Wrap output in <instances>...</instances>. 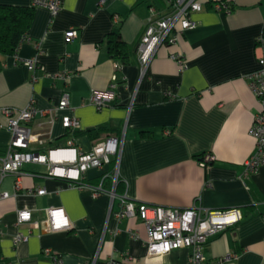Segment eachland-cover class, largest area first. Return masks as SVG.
Returning <instances> with one entry per match:
<instances>
[{
	"label": "crops",
	"instance_id": "1",
	"mask_svg": "<svg viewBox=\"0 0 264 264\" xmlns=\"http://www.w3.org/2000/svg\"><path fill=\"white\" fill-rule=\"evenodd\" d=\"M228 1L233 5L230 12L215 10L205 0L203 9L192 14L196 27L162 45L144 71L137 45L150 7L168 15L169 0H62L55 16L34 8L29 39L15 54L3 56L0 156L12 137L3 108H22L33 100L39 109H54L67 90L70 108L59 111L52 124L38 115L32 126L46 132L49 146H58L67 139L61 116L74 114L81 121L76 142L85 151L108 136L123 137L120 189L116 185L115 197L108 192L95 197L89 187L70 186L65 179L36 172L23 174L17 188L14 175L0 173V191L10 193L0 199V264H54L45 248L72 264L94 257L95 264H188L189 248L149 255L142 219L118 216L120 195L181 209L195 204L210 210L239 208L241 220L213 234L205 254L209 260L231 255L221 264H264V164L245 173L256 148L250 128L263 109L248 75L259 67L264 0ZM0 3L32 6V0ZM70 27L79 33L72 41L66 38ZM114 30L130 48L127 63L108 53L106 37ZM173 53L184 58L186 68L171 57ZM31 58L38 64L35 70L21 62ZM115 74V97L98 109L91 96L95 90L109 89ZM98 128L96 139L86 132ZM142 131L152 134L143 136ZM208 153L215 160L202 166L200 160ZM114 162L105 170L112 171ZM102 173L92 168L85 180L99 184ZM113 185L112 177L103 180L106 189ZM38 188L46 193L28 192ZM49 207L64 209L70 230L49 229ZM19 210H30L40 226L18 224ZM18 232L28 239L15 244Z\"/></svg>",
	"mask_w": 264,
	"mask_h": 264
},
{
	"label": "built area",
	"instance_id": "2",
	"mask_svg": "<svg viewBox=\"0 0 264 264\" xmlns=\"http://www.w3.org/2000/svg\"><path fill=\"white\" fill-rule=\"evenodd\" d=\"M205 0H169L172 12L168 15H159L154 7H150V16L147 19L143 35L137 45L139 63L142 70H146L157 53L158 49L167 43H174L178 34L194 28L197 21L192 14L201 11ZM209 1V0H208ZM212 8L218 11L230 12L231 6L228 0H211ZM32 6L47 9L52 16L59 13L62 8V0H32ZM116 23L118 16L114 17ZM78 29L70 27L66 30V38L72 41L78 37ZM29 39L28 33L22 36V42ZM257 42L261 45V53L258 55L259 67L248 75L249 83L255 95L263 104V109L256 114L250 128L251 135L256 140V148L253 155L245 163V173L256 171L264 164V37L260 36ZM20 47V46H19ZM173 59L186 68L184 58L176 53L171 55ZM31 70L38 66L35 58L22 60ZM37 77L33 75L35 81ZM117 75H113L109 89L95 90L91 96V102L102 109L110 103L114 97V87L117 83ZM70 108V94L65 90L54 109H39L32 100L22 108L5 107L3 112L7 118V127L11 132V140L5 151L0 156V173L2 177L11 174L16 177L17 188H20L19 178L29 172H36L49 177L65 179L70 186L89 187L96 197L108 192L115 197V187L118 182L119 160L122 153L123 137L111 135L97 141L90 150H83L76 142L75 133L81 128L79 117L74 114L64 113L61 122L66 130L67 139L64 144L49 146L46 132L35 129L32 122L38 116L48 118L52 124L58 112ZM42 126V125H41ZM44 127V126H43ZM168 132V130H167ZM215 160L212 154L204 155L200 163L207 166ZM114 162L112 171L105 170ZM30 165L41 167L31 171ZM92 168L103 170L102 180L99 184H91L85 180L86 173ZM113 178V189L108 190L103 186V180ZM29 193L43 195L45 188L30 189ZM10 196L7 191H0V199ZM122 203L119 217L139 216L146 226L147 239L145 245L149 255H161L173 249L189 248L188 264H221L230 260L231 255L216 260H209L205 254L209 238L225 228L236 224L242 218L239 208L226 210H210L198 204L190 208L181 209L162 205H148L128 200L120 195ZM47 211V224L50 230H70L71 223L61 207H49ZM17 223H29L32 227L40 226V221L34 220L30 210H19ZM27 235L18 232L13 241L15 244L26 241ZM44 254L50 257L54 264L66 263L59 255L45 248ZM96 257L87 263L95 264Z\"/></svg>",
	"mask_w": 264,
	"mask_h": 264
},
{
	"label": "trees",
	"instance_id": "3",
	"mask_svg": "<svg viewBox=\"0 0 264 264\" xmlns=\"http://www.w3.org/2000/svg\"><path fill=\"white\" fill-rule=\"evenodd\" d=\"M212 7V1H208ZM230 3V2H229ZM231 11L233 5L230 3ZM33 6H20L0 3V71L3 69V56L15 54L22 42V36L30 29L34 16ZM106 46L108 53L122 63L129 62L130 48L122 39L120 31L114 30L107 35ZM94 139L99 137L101 129L86 131ZM143 136H150V131H142ZM120 189V182L117 183Z\"/></svg>",
	"mask_w": 264,
	"mask_h": 264
}]
</instances>
